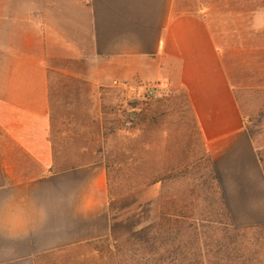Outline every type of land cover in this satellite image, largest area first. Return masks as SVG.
<instances>
[{
  "label": "crops",
  "instance_id": "1",
  "mask_svg": "<svg viewBox=\"0 0 264 264\" xmlns=\"http://www.w3.org/2000/svg\"><path fill=\"white\" fill-rule=\"evenodd\" d=\"M177 2L0 0V264H109L105 164L89 146L49 140L55 72L183 91L233 222L264 223V173L225 64L230 44L207 13H178ZM261 19L253 14V29Z\"/></svg>",
  "mask_w": 264,
  "mask_h": 264
},
{
  "label": "rangeland",
  "instance_id": "2",
  "mask_svg": "<svg viewBox=\"0 0 264 264\" xmlns=\"http://www.w3.org/2000/svg\"><path fill=\"white\" fill-rule=\"evenodd\" d=\"M174 10L207 13L225 32V64L264 173V25L251 26L253 14L264 15V0H178ZM50 91V142L89 146V154L97 150L105 164L107 210L120 222L110 262L119 260L117 249L127 252L120 244L133 223L168 229L174 211L184 218L182 246L189 243L186 226L192 223L200 247L213 243L214 232L225 229L226 214L214 203L213 164L183 91L159 88L152 100L131 102L123 87H93L58 72L50 74ZM77 153L71 151L72 157ZM233 224L256 227L248 249L262 260L264 223Z\"/></svg>",
  "mask_w": 264,
  "mask_h": 264
},
{
  "label": "trees",
  "instance_id": "3",
  "mask_svg": "<svg viewBox=\"0 0 264 264\" xmlns=\"http://www.w3.org/2000/svg\"><path fill=\"white\" fill-rule=\"evenodd\" d=\"M184 97L187 102L185 93ZM212 174L217 189L214 203L226 214L225 229L218 228L216 233L214 232L213 243L200 247L199 234L192 223L186 226L191 231L187 238L189 243L182 246L179 241L182 239L183 230L180 229V223L184 218L174 211L170 219L171 227L168 229L160 226L138 228V221L133 223L127 231L129 236L120 244L127 252L123 254L122 250L117 249L121 256L116 262H110L112 257L108 254L109 264H208L210 260L213 261L211 264H264V258L259 260L257 254L248 249L251 245V234H255L253 231L256 227H237L233 224L213 165ZM106 175L108 183L107 172ZM119 224L117 216H110L111 236L108 241L112 240L113 243L107 245V253L111 251L112 246L116 249Z\"/></svg>",
  "mask_w": 264,
  "mask_h": 264
},
{
  "label": "built area",
  "instance_id": "4",
  "mask_svg": "<svg viewBox=\"0 0 264 264\" xmlns=\"http://www.w3.org/2000/svg\"><path fill=\"white\" fill-rule=\"evenodd\" d=\"M125 96L126 98L131 101L135 102L138 100L142 101H150L155 98L157 94V88L153 86H147L143 84H136V85H125L124 87Z\"/></svg>",
  "mask_w": 264,
  "mask_h": 264
}]
</instances>
